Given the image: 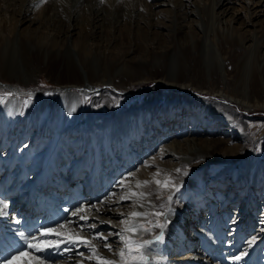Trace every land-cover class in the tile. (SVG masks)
Here are the masks:
<instances>
[{
	"label": "bare ground",
	"instance_id": "1",
	"mask_svg": "<svg viewBox=\"0 0 264 264\" xmlns=\"http://www.w3.org/2000/svg\"><path fill=\"white\" fill-rule=\"evenodd\" d=\"M0 1L2 2H0V9L9 8L11 6L12 13L18 14L13 34L8 31L7 34L3 32L6 26L10 25L8 23L9 18L6 19V21L4 19L3 22H0V48L2 50L0 57V75L4 80L12 83H4V86L0 85V90L13 96L7 97L0 109V141L2 140L4 146L8 145V143H12L10 146L14 144L10 156H0V169L3 167L1 165L3 162L7 164L8 162L12 163L14 158L19 161V164H24L25 166L29 165V163H26L27 161L32 162L33 176L39 175L38 177L42 180L40 183L44 185L42 191L46 190L48 193V190L53 191L54 189L51 182H48L46 179V174L49 170L56 169V172L60 174L59 177L62 178L61 175L63 171L71 168L72 170L70 172H72V174L69 176V179L73 177V173L75 179H78L77 177L84 172V169L101 170L104 166L102 164L106 161V165H108V163H114L119 167L124 166L122 158L115 152L114 140H123L118 133V129L126 131V129L129 128L128 125L130 124L131 117L135 113H138L137 109L130 111L129 109H131V106L127 107L129 103H126L124 107H119V105L117 106V104L121 102L119 97L110 95V99L109 96L103 93L102 95H97V99L94 101L96 105L95 108L90 107L83 110V107L87 104V100L82 101L81 97L85 94H90V92L92 93V91H96L99 86H112L116 87V89L118 87L117 90L119 91L131 89L134 86V82L132 81L134 79L130 77V72L136 73L138 65L145 66L146 68H153V74H150V77L157 86H168L171 90L170 96L178 89L190 90L207 96L211 95L224 101L226 100L230 104H238L249 111L258 107L264 109V100L252 101L253 97L258 96V94L253 93L255 90L254 88H256V79H258L259 82V91H261L260 93L264 96V59L262 58V56H264V51L261 50L262 46H264V29H256L254 25L256 22L262 21L261 17L264 16V0H244L245 6L240 5L239 9L235 8V11L231 12L230 18H226V16L228 15L229 8L236 4L234 0H211L208 4L203 2V0H134L125 6L120 5L119 0H104L103 2L100 0H52L51 6L48 5V0ZM19 1H22V3H20L22 5L21 8L18 7L20 5L18 3ZM175 1H177V4ZM146 2L148 3L146 4ZM105 4H108L109 7ZM47 5L50 7H47ZM39 7L49 8V18H47L46 21L51 22L54 20L55 23H57L56 26L46 29L42 26L43 24H38L39 22L37 21L39 18L37 20V18L32 16V13ZM158 7L167 8L168 11L170 10L171 18L168 17L163 21L160 20L159 17L156 16L157 11H154V8ZM83 8L88 11V18L83 17L81 14ZM17 10H19L18 13L16 12ZM61 10H63L64 15L60 14ZM134 12L136 17L133 18L132 14ZM240 14L242 16H239ZM65 16H68L69 20L72 22L68 26L60 22L63 21ZM242 18L249 27H253V31L249 34L250 43L243 42V38H247V33H245L246 30L243 31L242 34L239 32L241 29L236 28L237 21L239 19L242 20ZM83 19H87L88 24H83ZM166 22H169V24ZM160 28H165L168 30V33H160ZM44 29H46L47 33L48 30L52 29V33L43 34ZM134 29L138 30V33L130 37ZM109 30L111 33H119L117 36L114 34L113 37L109 39L105 35L106 31ZM156 30L159 31L156 32ZM125 33L127 35L129 34L128 39H131L132 42L131 47H128L129 49L123 46L124 38H122V35ZM161 34L170 35L169 41L160 38ZM144 44H147V47H144ZM135 51H138L139 54L134 55L133 58H129V55L135 53ZM224 53H230V55H232V53L236 54L237 67L234 71H228L227 68H225L227 58L223 56ZM194 59H200L203 64L201 73L200 70H196L197 75L203 77V86L194 83V79H185L184 77V71L188 69V66ZM55 60L60 61L61 67L65 69L66 73L69 72L67 75L77 73L80 79L68 80L60 85V99L55 106L50 107L51 98L49 97L42 102L41 110L37 115H24L25 102L23 95L20 94L24 88L20 87H32L31 82L35 77L42 71H47L48 69L46 67H48V64L53 66L52 63ZM132 67L136 68L132 69L134 72L130 70ZM164 69L166 72H162L161 74L160 71ZM218 74H220L222 79L221 83H216L215 79H217ZM129 77L130 79L128 82L124 81ZM212 81L213 83L211 84ZM214 82L215 86L213 87ZM31 92H33V90H31ZM76 93L78 97L74 100ZM104 97H106V100ZM159 98H153L150 102L151 105L155 104L159 108L158 100L161 99ZM155 99L158 100L155 101ZM181 102H184L183 104L186 106L190 104L191 101L184 99V101ZM172 103L175 104V107L179 104L177 102ZM47 107L52 109L49 111ZM114 108L116 114L113 112ZM224 108L226 107H220L222 111H224ZM170 112L171 110H167V106L164 104L163 111L160 110V126L157 125V121L152 117L149 123L151 128L150 134L155 136L152 138H156L161 132L168 131L169 123L171 124L174 121H178L177 116L180 115V113L174 111L172 113L173 115H170ZM216 116H218L219 119L212 122L214 124L222 126L234 125L235 127L237 125H235L236 118L232 117L227 112L226 115L216 113ZM44 118L47 119L48 122H45L42 126H37L36 120H42ZM203 125L206 126V120L203 121ZM3 126L6 128H3ZM146 126H148V123H146ZM254 126H256V124H254ZM53 127L62 129L67 127L65 129L66 131H76L77 133H70L69 136L74 137V140L69 141L70 139L64 136V134H62V136L60 134H57V136L52 134L51 131ZM81 128L96 129V139L94 140L93 135L87 132V134L75 143L74 141L81 135V133L78 132ZM214 131L216 132V130L212 132ZM210 132L211 131H207L206 134ZM49 133H51V135H49ZM193 135L196 136V139H192V141L186 143L185 146L184 144H176L174 147L182 148L184 146L186 148L184 152H188V148L192 149L195 145L200 144V139L196 135V132H194ZM238 135L240 136L241 134L238 133ZM53 136L56 138L52 147H50L51 150L44 154ZM99 136H101V138ZM142 138H147L145 133H141V139ZM123 141L125 142V140ZM238 142L240 145L227 147L226 151L232 152L235 156L242 158V165L238 169L240 172L239 175L242 179L247 181V185L250 186L251 191L249 188H246L243 192V194H245L244 200L242 199L243 196L239 198L243 200L241 201L242 206L240 207V210H243L238 218L232 221L228 216H224L222 212H218L217 216H215V213L212 215L211 222L208 221L205 224L207 228L201 230L200 236L202 237H200V245L192 248V252L190 251L192 257H197L200 254H203V256L200 255L201 257L196 258V260L187 261V263L190 262L189 264H264V254L258 252V248L252 249V252L256 253L250 251L249 255L251 258L249 259L243 258L244 255L238 252L242 240L248 235L249 231L252 230V223L254 222L252 219L256 216L257 210V207L254 205L257 200L256 196L262 195L261 192L264 190V161L258 160L254 156L248 154L245 149L248 145L247 143L236 141V143ZM95 143H99V146H96ZM2 144L0 142V146ZM25 144L30 145V154L27 152L26 155L22 154L19 156L16 150L19 151ZM24 150H22V152H24ZM235 150H237V152L234 153ZM143 151L146 153L145 149ZM77 153L84 156V158L75 165L73 162H70V159ZM52 156H54L56 166H52L51 163L47 161V159L52 158ZM129 156H131V154H128L126 161L131 162ZM140 156L141 161H143L145 158L143 155ZM120 163L122 165H119ZM154 165H158L154 172L156 177L153 178L156 184L157 181H160L158 189H152L150 183L149 176L154 170H140L136 172L133 177L134 179L135 177L139 178L141 182L134 184V182L131 183L130 180H123L124 183L120 185L119 189L124 187L123 190L126 189L124 192L125 195L120 197L118 201L109 202L110 204H121L135 201L137 212H149L147 217H150L151 213H154V211L158 209L162 212V216H165L164 226H166L165 231L167 233L168 243L167 245H165V243L162 245L157 243L155 237L160 234L161 229L155 227V229L152 230L154 234L149 240V247L145 250L147 260H149V256L152 257V252L154 251L158 252L160 257H163L162 254L164 251L169 250L170 247H172V249H181L186 242L184 241V234L180 232L178 234L179 228L177 229L175 224L177 222V217L175 216L176 209L170 204L165 207L163 204V200L169 198L175 190V187L169 182L170 171L177 167H183L186 164L183 160L179 159L171 170L167 169L164 163H155ZM44 166H46V168L43 170ZM133 166L134 164L132 167ZM7 167L8 170H6V167L3 169L6 171V173H4L5 175L9 174V178L0 185V196L10 190H17L18 193H14L15 196L23 195L25 201L29 198L31 201L30 206L27 208L28 215L25 219H16L12 214V220L7 221L10 216V214H8V208H4V215H0V244L12 249L13 254L19 250H23L27 253V255L15 261L14 264H37L36 258H38V256L45 258L43 264H50V260L56 261L64 257L67 259V262L63 261L59 264H72L75 260L72 259L71 254L75 257L79 255L82 256L83 250L84 252L90 251L92 254L91 247L79 242L82 240L89 241L92 247L96 249V254L100 257L112 260L119 257L115 251L108 252L107 248H102L101 243H98L97 240H92L94 234L99 232V227L101 226L98 225L96 221L102 217L99 218L98 216L92 215L89 211L90 208L84 206L83 212H79L78 215H74L73 212H70L68 213L69 218H66L67 221L66 219L64 220L63 218L66 215L65 209L58 207L53 208L51 201L48 199L47 202L38 199L36 194L40 186L36 184L24 185V183H26L25 181H27L26 177L28 172H30L29 169L31 166L26 168V172H23L18 167V170L16 169L13 171L14 163L11 166L8 164ZM197 171L198 168L194 169V173ZM16 173V179H19V181L10 188L12 186H10V181H13L11 180V176ZM113 173L115 174L109 176V179L113 177L115 180L122 176L123 171ZM104 174H106V172H104ZM33 176L29 181L30 183L34 178ZM84 181L85 179L82 178L73 183L80 186L84 192V189L89 184V178L86 180V183H84ZM176 183L179 184L178 182ZM194 183L199 185V182L195 179ZM75 184L67 185L65 182L63 185L68 189ZM96 185L90 184L89 188L96 190V193H98L99 186L97 187ZM167 186H170L172 192L160 198L156 197L155 193L158 190L166 192ZM113 187L112 185L111 189ZM59 188H61V186H59ZM111 189H108V191L106 190V193ZM111 191H115V188ZM61 192H63V190H61ZM140 192L144 194L143 197L136 195L140 194ZM34 201H40L42 204L49 207V216L43 222L34 218V214H36ZM183 202L182 206L185 204L183 212L177 213L179 216V223L188 213V209L192 207L188 201L184 200ZM193 203H195L193 207L196 209L202 206L200 205L202 204L200 199L195 200ZM10 204L13 212L18 205L14 203ZM58 205L59 204H57V206ZM0 208H3L2 204ZM100 212L106 214L116 211L113 208L109 209L104 207ZM79 216H85L87 223L79 219ZM137 219L138 217H132L129 229L133 227L137 229V225L135 224ZM202 222L204 223L205 221L203 220ZM93 223L96 224L97 227L95 229H90L89 224ZM41 225H44L48 229H52L54 233H59V235L51 234L40 237L39 234H36V236L43 239L47 245L46 247L42 245L44 250L41 252H36L28 248H25V250L20 248L21 244L25 245V241L20 237L19 233L24 232L25 235L28 236L30 231L36 227H42ZM53 225H55V227H53ZM232 226L235 227V238L233 237L228 241L226 240L228 236L225 233L224 227L228 229ZM218 230L221 233H217L216 231ZM180 231H182V229ZM130 234L138 235V231H131ZM57 244L59 247L56 246ZM256 244L257 243H251L252 246H257ZM237 256H240L241 259L234 260L233 258ZM39 260L41 259L38 258V262H40ZM76 262L79 264H97L95 257H93L92 260L80 259ZM158 263L165 264L164 261ZM138 264H140V262H138Z\"/></svg>",
	"mask_w": 264,
	"mask_h": 264
},
{
	"label": "rangeland",
	"instance_id": "2",
	"mask_svg": "<svg viewBox=\"0 0 264 264\" xmlns=\"http://www.w3.org/2000/svg\"><path fill=\"white\" fill-rule=\"evenodd\" d=\"M100 1L103 2L104 0H100ZM132 1L134 0H119V4L125 6V5H128ZM210 1L211 0H203V2L207 4L210 3ZM234 1H236V4L232 5L231 8H229L228 15L226 16V18L231 17V12L235 11V8L239 9L240 5L245 6L244 0H234ZM18 3L20 4L22 3V1H19ZM51 3H52V0H48V5H50ZM147 3L148 2H146V4ZM175 3L177 4V1H175ZM48 5L47 7L51 6V5L50 6ZM105 5L108 6V4H105ZM18 7L21 8L22 5L20 4ZM47 7L45 8L39 7L32 13V16L37 18V20L39 18V20L37 21L39 22L38 24H43L42 25L43 27H45L46 29L47 28L49 29L51 27L56 26L57 23H55V21L52 19L50 20H52L53 23L52 21L51 22L46 21L47 18H49L48 16L49 8ZM11 9H12L11 6L9 8L0 9V20H1L0 22H3L4 19L6 21V19L9 18L8 23L10 25L8 24L9 26H6V28L4 27L5 31L3 30L5 34H7V31L13 34L14 33L13 30L15 31L16 18H18V14H13ZM155 10L157 11L156 16L159 17L160 20L163 21L165 20V18H168V17L171 18L170 17L171 11L170 10L168 11L167 8L158 7V8H154V11ZM82 11H81L82 12L81 14L83 15V17L88 18V15H87L88 11H86L85 8H83ZM16 12L18 13L19 10H17ZM60 12H61L60 13L61 15H64L63 10H61ZM6 15H7V18H6ZM135 15L136 14L134 12L132 14L133 18L136 17ZM239 16H242V15L240 14ZM261 20L262 21L260 22L258 21L256 22V24H254L256 29H260V30L264 29V16L261 17ZM244 21L245 20L243 18L242 20L239 19L237 21L236 28H240L242 31L240 30L239 32L242 34H243V31L246 30L245 33H247V38H243V42L250 43L249 34L253 31V27H249L247 23H245ZM60 22L61 24L64 23V25L66 26L72 23L69 20L68 16L67 17L65 16L63 21H60ZM82 22L83 24H88L87 19H83ZM166 23L169 24V22H166ZM46 29H44L43 34L52 33V29L48 30V33ZM159 30H156V32L158 31L160 33L163 32V34L168 33V30H166L165 28H160ZM88 32H89V29H88ZM112 33L109 30V31H106L105 35L107 38L110 39V37H113L114 34H116L117 36L119 32H112ZM137 33H138V30H135V29L132 30L131 32L132 35L130 34V37L137 35ZM163 34L160 35L161 36L160 38H163L164 40L169 41L168 39H170V35H163ZM122 36H123L122 38H124V44H123V46H125L124 48L129 49L128 47H131L132 45L131 39H128L129 34L127 35L125 33ZM145 46L147 47V44H144V47ZM261 50L264 51V46H262ZM1 52L2 50L0 48V57H1ZM137 54H139V52L135 51V53H131L129 55V58L131 57L133 58V56ZM234 54L232 53V55H230V53H226V54L224 53L223 55L224 57L227 58V61L225 62V65H226L225 68H227L228 71L229 70L234 71L235 68L237 67L236 65L237 56L236 54L235 55ZM262 58L264 59V56H262ZM0 61H1V58H0ZM52 65L53 66L48 64V67H46L48 70L45 72L42 71L40 74H38V76L35 77V79L31 82L32 87H29V86L24 87V86L19 85L21 86L20 88H24V90L20 92V94L23 95L24 102H25L24 103V115L25 114L30 115L29 110L33 108L37 110L40 107V109L36 113L37 115L39 111L41 110L42 102L49 97L51 98V105L49 104L50 107L55 106L59 102V99H60V92H59L60 85H62L63 82L68 81V80L71 81L73 79H80L77 73H72V74L67 75L69 72L66 73L65 69L61 67L62 65L60 64V61L55 60L52 63ZM202 65L203 64L200 59L192 60V62L188 66V69L184 71L185 79H194L195 80L194 83L199 84V86H201L202 84L204 85L203 77L201 75H197V72H196V70H200V73H201ZM137 67L138 69L136 73L130 72L131 73L130 77L134 79L132 80L134 82V86L131 89H127V90L124 89L123 91L121 90L119 91L117 90L118 87L116 89V87H112V86H99L97 87L96 91H92V93L90 92V94L88 95L85 94L86 96L84 95L81 97L82 101L87 100V104L86 106L83 107V110L88 109L90 107L95 108L96 105L94 104V101L97 99V95H100V94L102 95L104 93L107 96H109V98H110V95L119 97V99H121V102H119L117 106L119 105V107H124L126 103H129V105L127 106V107L131 106L130 107L131 109L129 110L131 111V110L137 109V112H138L137 113L138 115L136 113L133 115L134 117L136 116L135 120L132 122L133 127H130V125H128L129 128L126 129V132L128 133L130 131L129 129L133 128L134 130L133 135L134 137L137 136V138H135V141L132 142L134 145L130 144L128 145V147L125 145L127 150L132 151L129 153L127 152V154H131V156H129V158L131 159V162L125 161V158L123 157L122 153L126 151H124L123 149L122 141L119 139H116L114 140L115 152H117L120 158H122L124 166H120L121 170L118 171L119 166L115 165L114 163L112 164L108 163V165H106L105 167L103 166L102 169L96 173V175L97 174L101 175L102 173L104 175L103 178L106 181V183L109 184L110 186L112 185L114 186L112 189L111 188L110 189L114 190L115 188V191L110 190V192L106 196L101 197L98 200H94L93 202L91 201L92 203L88 201L89 197L86 196L85 194L84 195L82 194L81 199L84 200L86 198L83 201V203L85 206L90 208L89 211L92 215L98 216L99 218L102 217L101 219H98L96 221L98 225H101L99 227L98 233H106V234L112 233L113 235H109L107 239L113 244L114 247L116 245H119L120 249L124 248V243H123V240L120 239V236H128L132 241H136V242L149 241L150 238H152L154 234V232H152V230L155 229L153 224L157 220L159 221L160 219V224L164 225L165 216H162L161 211H159L158 209L155 210L154 213H151L150 217H147L149 212L147 213L142 212L146 215L138 217V219L135 221V224L137 225L138 235H131L130 234L131 231L125 232L124 230L130 227V223L132 221L131 213L134 211L137 212L135 201L134 202L132 201L124 202L121 204H118V203L110 204L109 202L118 201L120 197H123L125 195L124 192L126 191V189L123 190L124 187H122V189H119L121 185L119 183L120 181L127 179V180H130L131 183L134 182V184L135 183L138 184L141 182L139 178L135 177L134 179L133 177V175L136 172H139L140 170H146V171H149V169L154 170L153 173L149 176L150 183H151L152 189H158L159 185L156 184L153 180V178L156 177V174L154 172L158 165H154V164L164 163L165 167L171 170L173 168V165H175L179 161V159L183 160L186 164L185 166L177 167L173 169L172 171H170V174H169L170 181L169 182L173 187H175V190L169 198H165L163 200V204H164V207L170 204L176 209L175 216L177 217V222L175 224L177 226V229L179 228L178 234L179 232L184 234L185 236L184 241L186 242L184 243L181 249L179 248L172 249V247H170L169 250L164 251V253L162 254L164 258L160 257V254L154 251L152 252V257L149 256L148 257L149 260H147V256H145V260L147 261V264H160L158 262H161V261H164L165 264H178V263L189 264L190 262L187 263V261L196 260V258L198 257L200 258L201 256H203V254H200L201 256L198 255L197 257H192L191 249L194 248L195 246L200 245V237H202L200 236L201 230H203L204 228H207L205 224L208 221L211 222L212 215H214L215 213V216H217L218 212H222L224 216L226 217L228 216V218L233 221L234 219L238 218L239 214L243 210V209L240 210V207L242 206L241 201L244 200V196H245L243 192L246 188H249L251 191V188L249 185H247V181L245 179H242L240 177V180H241L240 182L237 180L236 175H234L236 174V171L240 174L238 169L242 165V161H243L242 158H240L239 156H235L232 152H228L226 150H227V147H234L235 145H240L239 142L236 143V141H243L244 143L248 144L245 149L247 150L249 155L254 156L258 160L264 161V109H262L261 107H258V108H255L249 111L246 108L239 106L238 104H232V103L230 104L226 100L224 101L220 98H216L211 95L207 96V95L193 92L190 90L186 91V90L178 89L173 92L174 94H172V96H170L171 90L168 86L163 85L159 87L154 83L153 79L150 77L151 76L150 74H153V71H152L153 68H146L145 66H140V65H138ZM132 69H136V68L132 67L130 70L133 71ZM160 72L162 74V72L165 73L166 70L164 69L163 71H160ZM0 74H1V70H0ZM57 75H60V76H57ZM130 77L124 81L128 82ZM215 80H216V83L222 82L220 74H218L217 79ZM0 83H1L0 85L2 86L5 85L4 83L12 84L11 82H7L6 80H4L3 77H1V75H0ZM212 83L213 81L211 82V84ZM255 83H256V88H254L255 90L253 91V93L258 94V96L253 97L252 101L253 100L254 102L259 101V100L262 101L264 100V96L260 93L261 91H259L258 79H256ZM214 86H215V82H214L213 87ZM31 90H33V92H31ZM9 96L13 97L11 94L9 95L8 93L0 90V109L2 108V105L4 104L7 97ZM76 97H78L77 93L74 96V100H76ZM153 98L160 99V100L155 99V101L158 100L159 102V108L155 104L151 105L150 102ZM104 99L106 100V97H104ZM184 99L190 100L191 101L190 104H187L186 106H184L183 104L184 102L183 103L181 102V101H184ZM172 102H177L179 104L175 107V104H173ZM164 104L167 106V110H171L170 115L174 111H178L180 113V115L177 116L178 121H174L171 124L169 123L168 131L161 132L159 136H157L156 138H152L155 136L150 134L149 132V129H151L150 125L148 124V126H146V123L151 121L152 117H154L155 120L157 121V125L160 126V121H159V118H160L159 116L161 114L160 110L163 111ZM50 107L49 108L47 107V110L50 111V109H52ZM220 107H226L224 108V111L229 113L232 117L236 118L235 125L237 124L236 125L237 128L234 125L222 126L219 124L212 123V122H215V120L219 119L218 116H216V113L226 115V112L222 111ZM212 108L214 111L212 110ZM155 110H156V115L150 116L148 118L145 117L147 116V114L153 113ZM115 111L116 110L114 108V111H113L114 114H116ZM205 120H206V126L203 125V121ZM254 124H256V126H254ZM4 127L5 126H3V128ZM172 127H173V130H171ZM66 128L64 129L58 128L60 131L58 134H60L61 136L62 134H64V136L68 137V139L74 140V137L69 136V134L72 132L76 134L77 132L69 131V130L66 131L65 130ZM88 130H91V131L93 130V131L91 133ZM213 130H216V132L215 131L212 132ZM79 131L82 132L81 134H83L84 132V135L87 134L88 132L95 136L94 140L96 139V136H97L96 129L81 128L80 130H78V132ZM207 131H211V132L209 134H206ZM194 132H196V135L199 137L200 144L195 145L192 149L188 148V152H184V150L186 149L184 147L185 144L191 142L192 139H196V136L193 135ZM141 133H145V136L147 135V138L141 139ZM238 133H240L241 135L239 136ZM55 135L57 136V134ZM133 135L129 134L130 138ZM99 137L101 138V136ZM47 138H50V137H47ZM72 140H69V141H72ZM54 141L51 139L50 144L47 146L48 149L52 147V144ZM0 142L2 144V140ZM10 144L8 143V145L6 146L2 144L0 146V156L2 157L8 156V155L10 156V154L12 153V149L14 148V144L12 146H10ZM176 144L177 145L184 144V146L182 148H175L174 146ZM95 145L99 146V143H95ZM29 146H30L29 144L23 145L19 151L16 150V153H18L19 156H21L22 154L26 155L25 152L28 150L27 152L28 154H30ZM122 149H123V152H122ZM144 149L145 151H147L146 153H144L143 151ZM22 150H24V152H22ZM235 152H237V150H235L234 153ZM191 154H195V155H191ZM74 155L75 156H73L70 159V162H73L75 165L81 162V160L84 158V156L80 155L79 153L74 154ZM136 155H137V158H136ZM140 155H143V157L145 158L143 161H141ZM52 158L55 161L54 156H52ZM52 158L47 159L48 163H51L50 160ZM13 163H14L13 171H15L17 167L19 168L20 164H19V161H16L15 158L14 160H12V163L8 162L9 166H11ZM26 163L27 164L29 163L32 166V162L27 161ZM104 163L102 165H104ZM8 164L5 162L1 164L3 167L0 169V185L3 184V182L8 180L9 178V174L5 175L4 173H6V171L5 169H3L4 167H6V170H8V167H7ZM133 164L135 166L132 167ZM30 165H27L26 168H29ZM109 165H112L110 169L111 174L110 172L106 171V168ZM119 165H122V164L120 163ZM115 166L117 167V169L114 171ZM122 167H125V168L123 169ZM53 168H56V167H53ZM127 168H130L131 170L129 169L126 171ZM197 168H198V171L194 173V169H197ZM108 169L109 168H107V170ZM71 170H72L71 168L68 170H64L61 175L62 178L63 177L66 178L67 185L75 184L73 182L77 181L78 179L80 180L82 178L86 179L85 177L86 173L88 176H90V170L89 168H86L84 169V172L81 175H79V177H77L78 179H75L74 173H73V177L69 179V176L72 174V172H70ZM86 170L88 171L86 172ZM121 171H123V174L119 179L114 180L113 177L112 179H109V176H113L115 174L113 172L119 173ZM104 172H106V174H104ZM32 173L33 172H28L27 177H26L27 181H25L26 183H24V185H26L27 182L30 181L32 177ZM16 175L17 173L11 176V180L13 181L12 182L10 181V186L12 185L10 188H12L19 181V179H16ZM38 176L39 175H37V178ZM36 179L33 178L31 181V184L33 181L37 182ZM98 179H101V177H98ZM194 179L197 182H199V185L194 183ZM38 180H41V179H38ZM176 182H178L179 184H177ZM34 184L39 186V184L41 183L37 182ZM62 185L63 184H61L60 186L62 187ZM41 186L43 187L44 185L41 184ZM96 186L98 187V185ZM240 191L242 193H240ZM104 192L105 190H104V184H103L101 187H98V193L96 194H102ZM170 192H172L170 189V186H167L166 192H163L162 190H158L155 193V195L156 197L160 198L161 196H164ZM14 193L16 194L18 193V191L10 190L7 193L1 195L0 201L2 200L9 201L10 198L16 199ZM113 193H115V195H113ZM141 193L142 192L136 195L141 197ZM261 193L262 195L256 196L257 200H256V203H254L255 207H257V210H256V216L252 219V221H254L252 223V230H250L248 235L242 240V244L239 246V249H238L239 254L244 255L243 258L245 259L251 258L249 253L250 251L252 252L253 248H258V252H261V254H264V190ZM240 197H242L243 200L239 199ZM197 199L201 200L202 204L200 205L202 206L196 209L195 207H193V205L195 204L193 202H195V200ZM146 200H149V199H146ZM184 200L188 201L192 205V207L188 209V213L184 216L183 220L179 223V216L177 215V213L183 212L184 210L183 207H185V204L183 206L182 204L184 203L183 202ZM10 203H14V202L11 201ZM10 203H6L8 206L7 207L8 214H10L7 221H11L12 218L15 217V216L11 217L12 208H11ZM104 207L109 208V209L113 208L116 212L114 213L110 212V213L104 214L100 212V210ZM72 210L73 209H71L69 213L72 212ZM157 212L161 213V215L156 216L155 213ZM203 220L205 221L204 223L202 222ZM118 221H127V223H118ZM149 221H151L152 223H149ZM178 223L180 227L178 226ZM140 225H143L145 229H150V231L146 233L142 232V230H140ZM165 228L166 226H164L163 228L162 242L165 243V245H167L168 240H167V233L165 231ZM181 229L182 231H180ZM234 229L235 227L233 226L228 228L227 230L228 232L227 234L229 235L228 241H230V239L233 238V236L235 238ZM216 232L221 233L219 230ZM115 233H119L120 236L115 235ZM95 235L96 234H94L92 238L93 241L98 239V237H96ZM253 238L255 239L253 240ZM157 243H160V242L157 241ZM251 243H257L256 244L257 246H252ZM159 245H162V244H159ZM252 253H256V252H252ZM187 254H190V255H187ZM71 255H72L71 256L72 259L75 260L72 262V264H79L76 261L80 259L92 260L93 258L90 251L84 252V250L82 251V256L79 255L75 257L73 256V254ZM133 256H138V252L135 248L133 249ZM61 259H57L55 263H53L54 260H50L49 263L59 264L63 261L67 262V259L65 257ZM114 260L117 261V264H122L119 257L115 258ZM39 261L40 262L38 263L43 264L42 260H39ZM138 262H139L138 259L136 261L128 259V264H138Z\"/></svg>",
	"mask_w": 264,
	"mask_h": 264
},
{
	"label": "snow or ice",
	"instance_id": "3",
	"mask_svg": "<svg viewBox=\"0 0 264 264\" xmlns=\"http://www.w3.org/2000/svg\"><path fill=\"white\" fill-rule=\"evenodd\" d=\"M121 185H123L124 181H120L119 182ZM160 182L157 181V184H159ZM113 195H115V193H113ZM143 193H141V196L143 197ZM0 204H3L2 201H0ZM7 208V204H3V208H0V215H4V211L3 209ZM66 211H68L66 209ZM84 208L81 206L78 209H74L72 210L74 215H78L79 212H83ZM146 214L144 213H139V212H132L131 216L132 217H141V216H145ZM156 216L161 215V213L157 212L155 213ZM167 215V214H165ZM79 219L84 220L87 223V219L85 216H79ZM118 223H127V221H118ZM149 223H152L151 221H149ZM154 227L160 228L161 232L159 235H157L155 237L156 241H162L163 239V228L164 225L160 224L159 221L157 220L154 224ZM62 227V225H61ZM97 227L96 224H89V228L90 229H95ZM137 229L135 227L129 229L126 228L124 231L128 232V231H133L135 232ZM140 230H142V232L146 233L148 231H150V229H145L143 225H140ZM51 234H56L59 235V233H54L52 229H41L39 230V236L43 237L46 235H51ZM20 237L25 241V245L26 248L28 249H33L36 252H41L44 250V247H42V245H44L45 247L46 242L41 239L38 238L36 235H32V236H26L24 232H20L19 233ZM109 235H113L112 233H96V237H98L97 242L101 243L102 248H107L108 252H113L115 251L119 258L120 261L122 262V264H128V259H131L133 261H136L137 259L139 260L140 264H147V261L145 260V256H146V249L149 247L150 242L149 241H144V242H136V241H132L128 236H120L119 233H115V235L120 236V239L123 240L124 243V248L120 249L119 245H116L115 247L113 246V244L108 241L107 237ZM255 238H253L254 240ZM76 242V241H73ZM81 243H84L85 245H87L88 247L92 248V256L95 257V259L97 260V264H117L116 260H112V259H106L103 257H100L96 254V249L94 247H92V245L90 244L89 241L87 240H82L79 241ZM57 247H59V245H56ZM136 249L138 252V256H133V249ZM27 255V253H25L23 250H19L16 253H14L11 257L6 258L5 260H0V264H14L15 261H17L18 259L22 258L23 256ZM37 259V264H38V258ZM234 260H240L241 257L237 256L233 258Z\"/></svg>",
	"mask_w": 264,
	"mask_h": 264
}]
</instances>
